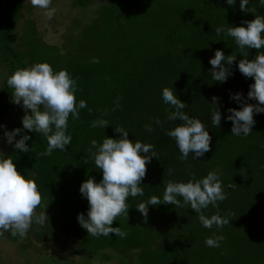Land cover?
I'll return each mask as SVG.
<instances>
[{
  "label": "trees",
  "instance_id": "obj_1",
  "mask_svg": "<svg viewBox=\"0 0 264 264\" xmlns=\"http://www.w3.org/2000/svg\"><path fill=\"white\" fill-rule=\"evenodd\" d=\"M95 1L71 0V8L86 10ZM239 2L229 6L226 0H104L88 23L72 21L75 34L66 38L72 42L60 47L38 38L32 20H26L16 43L25 2L0 0V68L4 70L0 78V137H5L8 118L17 106L11 102L12 89L6 83L17 69L46 62L55 72L66 70L76 81L77 104L81 99L87 104L79 110V119L69 117L71 143L65 151L55 150L50 156L41 155L47 147L46 138L18 123L25 115L21 106V116L10 124L13 129H22L13 143L28 135L25 143L30 150L21 153L9 145L0 158H11L21 175L34 180L42 196L36 213L47 205L46 215L52 219L50 227L47 223L41 230L39 225L31 226L22 239L47 241L59 231L72 239L73 253L86 257V264L93 260L116 264H264V113H254L249 135L231 134L228 109L239 110L241 104L230 96L240 93L247 103L256 104L247 99L254 81L238 70L243 57L235 41L215 32L218 27H246L243 21L264 16L259 0H249L246 5L254 7L255 14L242 12ZM216 50L225 56L236 53L232 65L225 62L231 71L225 82L211 78L209 60ZM255 55L256 50L249 49L248 59ZM165 87L173 89L187 104L182 111L204 123L212 137L211 150L203 157L194 159L190 153L186 161L178 158L175 141L166 132L181 122L167 120L168 112L174 109L163 102ZM117 97L121 98L120 107L112 111ZM213 97L218 98L216 105ZM215 107L221 114L219 128L211 122ZM104 110L108 111L106 116L102 115ZM154 118L160 119L162 127ZM97 119H107L109 125L104 129L91 127ZM146 124L154 131H146ZM117 126L129 132V140L152 144L157 157L146 165L140 185L144 195L129 197L127 218L117 217L111 225L126 236L110 233L94 237L77 220L78 214L86 217L88 211V201L79 187L90 177L96 182L102 179L88 149L92 140L102 143L105 136L119 139L121 134L114 131ZM210 171H218L227 199L219 202L218 208L210 205L202 211L206 217L218 213L228 218L229 224L223 228H204L198 214L188 207L149 205L146 222L136 209L152 196L162 201L169 181L199 180ZM232 183L235 185L229 187ZM2 234L14 241L20 237L8 231ZM214 234L224 237L219 247L206 246V239ZM44 262L73 264L72 260L51 256Z\"/></svg>",
  "mask_w": 264,
  "mask_h": 264
},
{
  "label": "clouds",
  "instance_id": "obj_2",
  "mask_svg": "<svg viewBox=\"0 0 264 264\" xmlns=\"http://www.w3.org/2000/svg\"><path fill=\"white\" fill-rule=\"evenodd\" d=\"M30 3L33 7L44 10L43 14L48 19L55 14V8L50 7L52 0H30ZM226 3L234 6L235 0H226ZM259 3L264 5V0H259ZM246 5H249V0H240L239 8L242 12L255 14L256 9ZM254 17L253 20L243 21L246 27L227 26L215 29L218 36L223 33L235 41L243 57L237 64L238 70L244 77H250L254 81L249 85L247 99L255 100L256 104L247 103L240 93L230 96V99L241 104L239 110L229 108L230 115L226 117L232 123L231 134L236 136L249 135L255 124L254 113H264V51H262L264 50V16L254 15ZM249 49L256 50V55L251 60L248 59ZM234 61H236V53L225 56L221 50H216L214 57L209 60L212 66L210 72L212 80L225 82L231 75L230 68L224 66L225 62L232 65ZM6 83L12 89L11 102L21 105L25 111L21 121L23 129L41 134L47 140V147L41 155L50 156L55 150L65 151L72 140L71 135L67 134L69 117L71 116L73 120L79 119V110L87 107L82 99L77 104L76 81L66 70L55 72L48 63L44 62L15 70L7 78ZM120 99L117 97L112 111L120 107ZM162 99L174 109L168 112L167 120L181 122L166 132V135L175 141L180 153L178 158L186 161L190 153L193 154L194 159L203 157L211 150L212 139L204 123L199 119L190 118L182 111L187 104L177 98L173 89L163 88ZM217 100V97H213L212 102L216 105ZM107 114V110L102 113L105 116ZM211 122L214 127L219 128L221 114L216 107ZM154 123L162 127L159 118H154ZM107 125H109L107 119H97L92 121L90 126L104 129ZM145 129L148 132L154 131L147 124ZM114 131L121 134L119 139L105 136L102 143L92 140L88 149L89 158L94 161L95 168L102 173V179L96 182L90 177L79 187L80 194L88 201V211L86 217L83 213L78 214L77 220L80 226L87 230L88 235L94 237H107L110 233L122 238L126 236L119 227L111 225L117 217L127 218L130 207L127 203L129 197L144 195L140 185L147 172L146 165L151 162L152 157H157L152 144L129 140V132L121 126L115 127ZM21 132L20 128L5 130L4 136L6 142L14 149L27 153L30 150L25 143L30 139L28 135H22L13 143L14 137ZM0 157H4V154L0 153ZM84 163L87 164L88 159H85ZM171 173L172 169H169V175ZM233 185L235 184L232 183L229 187ZM225 199L227 194L219 179L218 171H210L199 180L193 179L186 183L169 181L162 201L152 196L146 202L140 203L136 209L146 222L149 205L171 204L188 207L198 214L199 222L204 228L211 229L213 225L223 228L229 224L228 218L221 217L218 213L206 217L202 210L210 205L218 208L219 202ZM41 203L42 196L34 180L26 179L21 175L11 158H0V234L8 231L13 237L19 235L24 238L33 223L39 226L49 224V217L45 212L47 205L43 212L36 213ZM223 239V235L214 234L213 237L206 239L205 244L208 247H219Z\"/></svg>",
  "mask_w": 264,
  "mask_h": 264
},
{
  "label": "rangeland",
  "instance_id": "obj_3",
  "mask_svg": "<svg viewBox=\"0 0 264 264\" xmlns=\"http://www.w3.org/2000/svg\"><path fill=\"white\" fill-rule=\"evenodd\" d=\"M24 2L22 16L15 34L16 43L19 35L24 31L26 20H32L35 24L38 38L48 44L62 47L64 44L67 45L72 42V40H66L67 37H72L75 34L72 28V21L77 20L80 23H88L90 19L95 17L99 5L103 4L104 0H96L86 10L71 8V0H52L50 7L55 8L56 11L51 19L44 16V10L33 7L30 0H24ZM3 74L4 70L0 68V78L3 77ZM20 106L17 105L10 113L9 123L6 127L8 131L13 129L10 124L21 116V111L18 109ZM18 123L22 125V122ZM9 145L5 137H0V153L4 154ZM50 224H52L51 217H49V224L47 223V225L50 227ZM32 227H35V223ZM42 227L40 226V230ZM34 231L31 230V233ZM46 232L44 231L43 236ZM34 238L28 241L19 237L18 240L14 241L6 235L0 234V264H45L44 258L49 256L56 260H72L73 264H86L87 258L74 254L72 251V239L66 238L61 232L54 231L50 240L48 239L47 241H39ZM88 264H116V262L103 263L93 260Z\"/></svg>",
  "mask_w": 264,
  "mask_h": 264
}]
</instances>
